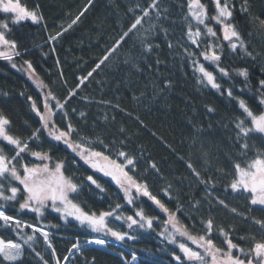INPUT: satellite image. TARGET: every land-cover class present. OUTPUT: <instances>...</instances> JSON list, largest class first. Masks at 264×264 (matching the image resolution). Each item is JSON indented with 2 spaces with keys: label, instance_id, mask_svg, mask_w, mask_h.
<instances>
[{
  "label": "trees",
  "instance_id": "trees-1",
  "mask_svg": "<svg viewBox=\"0 0 264 264\" xmlns=\"http://www.w3.org/2000/svg\"><path fill=\"white\" fill-rule=\"evenodd\" d=\"M201 2L210 16L215 14L212 0ZM233 2L231 22L241 32L252 56L242 50L233 52L225 42L219 63L228 71V76H223L215 65L199 56L208 39L197 49L187 38V0H156L155 8L149 7L152 0H20L43 19L39 23L27 20L13 25L0 14V22H9L11 31L6 33L7 38L22 45L21 55L12 62L0 58V112L11 121L9 133L27 139L41 127L28 97L43 111V97L50 90L65 104L67 117L63 120L59 115L56 117L60 126L64 127L70 120L80 135L93 141L103 140L112 147V152L106 154L113 159H117L115 153L120 150L134 156L136 166L129 174L146 182L149 190L176 213L191 235L204 234L205 226L201 222L211 218L214 221L212 238L218 246L225 247L219 233L223 227L240 248L250 249L254 242L264 240V229L255 223V220H264V206L251 205L249 193L233 192L230 183L235 176V163L245 166L257 155L264 156V135L253 133L246 140L237 139L234 127L237 119H245L235 98L245 100L255 114L264 112L257 91L258 81L264 79V28L258 22L264 19V0ZM243 7H247V11H243ZM145 9L147 16H144ZM76 17L79 20L72 24ZM137 17H143L142 24L120 41ZM209 23L220 35L219 27L214 22ZM152 25L155 27L150 28ZM57 32L62 34L55 40L50 39ZM117 41H120L118 46ZM145 43L153 45L150 52L145 50ZM185 49L196 52L200 62L214 72L224 94L197 82L199 74L194 72L193 58ZM25 60L32 63L35 79L43 81L46 88L37 87L27 71L21 70L26 68ZM13 62L17 68L11 67ZM241 68L248 70L247 81L237 75ZM83 77L87 79L81 84ZM229 88L233 91L231 98L224 91ZM73 89L75 95L69 98L68 93ZM51 103L54 105L55 101ZM209 108L214 111L210 112ZM246 126H251L250 121L246 120ZM245 143L248 148L242 150ZM95 146L103 150L98 144ZM29 148L49 152L53 166L58 160L65 162V175L73 176L81 185L78 202L86 211H107L120 203L123 207L119 215H133L143 209L154 218L151 229H128L123 220L110 217L111 227L128 231L136 239L118 241L120 247L108 244L107 250L82 245L81 252L73 249L69 253L77 238L82 244L86 238L101 237L109 241L115 238L93 233L71 218L66 222L50 210L44 218H38L28 210L19 211L18 204L6 206L8 214L30 223L58 225L49 231L61 264H92L93 258L94 264H131L132 252L137 253L136 264H176L172 253L181 255L179 243L196 249L186 237L177 236V242L170 243L165 232L167 213L147 197H139L133 205H128L123 192L110 177L92 169L62 142L52 141L46 131L30 141ZM5 151L9 156L14 154L11 146ZM20 162L39 161L29 152L24 154L23 161L17 162L18 166ZM153 162L158 171L150 167ZM189 162L201 173V179L209 181L207 185L194 176L187 166ZM89 175L104 191L90 186L86 179ZM216 198L223 200L226 206L220 205ZM171 231L168 226V232ZM24 233L31 234V229H24ZM0 237L19 239L5 227H0ZM33 247L48 264H55L51 249L42 237ZM233 254L241 255L238 250H233ZM65 255L69 256L67 262L63 261ZM0 264H43V261L25 246L20 260Z\"/></svg>",
  "mask_w": 264,
  "mask_h": 264
},
{
  "label": "snow or ice",
  "instance_id": "snow-or-ice-1",
  "mask_svg": "<svg viewBox=\"0 0 264 264\" xmlns=\"http://www.w3.org/2000/svg\"><path fill=\"white\" fill-rule=\"evenodd\" d=\"M212 2L215 5V14L210 16L206 5L201 0H187V13L185 15V20L187 21L186 35L191 44L195 45L197 49L201 48L204 39H208L209 42L199 52V56L204 61L215 65L216 70L220 74L228 76V71L224 67H220L219 63L225 42L233 52L242 50L249 57L252 56V53L248 51L247 44L237 26L231 22L235 8L233 0H212ZM149 7L155 8L156 0H152ZM242 10L247 11V7H243ZM0 12L12 14L13 19L11 20V24L13 25L27 20L39 23L43 19L40 13L36 10H29L20 3V0H0ZM147 15L149 13L145 9L144 16ZM142 19L143 17H137L128 31L124 32L121 36L120 41H123L129 33L136 30L137 26L142 24ZM78 20L79 17H76L72 21V24H75ZM210 21L219 27L220 35L216 31V27L210 26ZM258 22L260 27L264 28V19H258ZM72 24L68 27L71 28ZM153 27L155 26H150V28ZM10 31L8 21L0 22V49H3L0 50V58L12 62L15 57L21 55L19 48L22 45H18L15 39L7 38L6 33ZM61 34L57 32L50 39L55 40ZM120 41H117V46L120 44ZM169 47H171V44H169ZM144 48L150 52L153 45L145 43ZM24 51L26 53L27 49H24ZM185 52L189 57L193 58V70L199 74L197 82L221 91L222 86L217 82L216 75L213 71H209L204 63L200 62L197 53L188 52L187 49H185ZM125 62L127 63L128 61ZM24 65H26V68H22L21 70L27 71L29 77L34 79L37 87L41 89L46 88L47 85L43 81L35 79V69L32 63L25 60ZM11 67L17 68V64L11 63ZM96 67L99 68L100 64H97ZM91 75L92 72H89L88 76ZM237 75L247 81L249 76L247 68L238 69ZM86 79L87 77L81 78L80 83L82 84ZM224 91H226L228 97H233L231 88ZM257 91L259 103L264 105V79L258 81ZM221 94H224V92L221 91ZM3 95H7V93H3ZM74 95L75 89L69 91V98ZM235 99L245 117V119H237L234 124L237 139L246 140L253 133L264 135V112L255 114L245 100L238 97ZM28 100L31 102L32 111L39 118L41 127L35 129L27 139L10 134L8 129L11 121L0 112V201H2L0 203V227L10 229L19 238L18 240H6L0 237V262H16L20 260L25 246H27L28 249L43 261V264H48V261L44 259L41 253L37 252L33 247L38 238L42 237L44 244L48 249H51L55 264H61V259L56 255V249L52 245V233L49 231L50 228H57L58 225L50 223L47 225L34 224L22 220L18 216L8 214L6 207L8 205L15 207L18 204L19 211L28 210L35 213L38 218H44L45 213L50 210L59 214V218L66 222L71 218L78 222L79 225L90 229L91 232L103 233L106 236L110 235L117 241H125L126 238L132 240L136 239V237L130 235L128 231H121L111 227L110 217L115 220H123L128 229H133L134 227L139 229L147 227L151 229L153 227L154 218L146 215L143 209L136 210L133 215H119L118 213L123 207L120 203H116L114 207L110 206L107 211H86L85 207L78 202L81 185L75 182L73 176L65 175V162L58 160L53 166L52 157L49 152L30 151L29 142L33 139H38L41 131H46L47 136L52 141L62 142L80 160L90 165L92 169L103 173L106 177H110L123 192V199L128 205H133L139 197H147L160 210L168 214V219L165 221V232H167L169 242L175 244L177 242L176 237L180 236L186 237L192 245L196 246L194 250L193 247L188 246L186 243H179L178 249L181 255H176L175 252L172 253L176 264H209V260L210 264H264V240L254 242L250 249L245 250L233 242L229 231L221 227L219 233L223 236V243L225 245L222 248L212 238L214 221L211 218L201 222L205 226L204 234L198 236L191 235L188 227L181 224L177 219L176 213L170 211L149 190L146 182L138 181L133 175L129 174L130 170L136 166V158L134 156L120 150L115 153L117 159H113L110 154H106L112 152V147L105 144L103 140L97 139L93 141L91 138L80 135L79 130L73 126L70 120L64 127L60 126L56 117L58 115L61 116V120L67 117V112L64 111L65 104H62L50 90L43 97V111L32 97H28ZM51 101H55V104L53 105ZM74 111L75 109H73ZM209 111H214V109L209 108ZM80 115L83 117L84 113H80ZM246 120L250 121V127L246 126ZM74 137L78 138L74 139ZM96 144L103 150H97ZM9 146H11L14 152L11 156L5 151V148ZM247 148L248 145L246 143L242 145V150H246ZM29 152L39 162L32 164L20 162L18 166L17 162L23 161L24 154ZM187 166L202 184H208L209 181L201 179V173L194 168L192 163L189 162ZM150 167L158 171L154 162L150 164ZM234 172L235 176L230 183L231 190L233 192L243 190L251 196V205L264 206V156L257 155L255 159L245 166H242L238 162L235 163ZM86 179L90 186L94 185L97 189L104 191L102 185L92 175L87 176ZM165 191L167 192V189ZM216 199L220 205H225L223 200ZM232 212L235 213L236 209L233 208ZM255 223L264 229V220H255ZM168 226L171 227V232H168ZM24 229H31V234H25ZM165 232H162L161 236H164ZM84 244L109 246L107 239L99 237L86 238ZM81 247L82 243L77 238L76 242L72 243L68 249V252L72 253L73 249L76 252H81ZM233 250H238L241 255H234ZM121 256H123V253H121ZM131 260H137L136 252H132ZM63 261H69V256L65 255ZM92 264H94V258Z\"/></svg>",
  "mask_w": 264,
  "mask_h": 264
},
{
  "label": "rangeland",
  "instance_id": "rangeland-1",
  "mask_svg": "<svg viewBox=\"0 0 264 264\" xmlns=\"http://www.w3.org/2000/svg\"><path fill=\"white\" fill-rule=\"evenodd\" d=\"M0 14L3 15V16H6L10 21L13 19V15L12 14H4L3 12H0ZM0 50H3V49H0ZM99 238H101V237H99ZM107 241H108V244H115L118 247H120L119 242L117 240H115V239H112L110 241H109V239H107ZM89 245H93V246H96V247H99V248H102V249H108V247H104V246H101V245H96V244H89ZM132 262L133 263H131V264H136L137 263V260L136 261H132ZM209 264H210V260H209Z\"/></svg>",
  "mask_w": 264,
  "mask_h": 264
}]
</instances>
